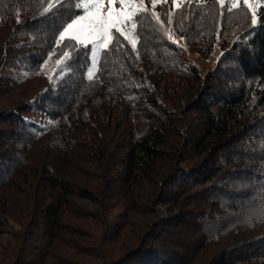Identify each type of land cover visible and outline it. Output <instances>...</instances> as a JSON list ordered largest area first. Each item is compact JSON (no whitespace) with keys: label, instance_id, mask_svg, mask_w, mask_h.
Listing matches in <instances>:
<instances>
[{"label":"trees","instance_id":"1","mask_svg":"<svg viewBox=\"0 0 264 264\" xmlns=\"http://www.w3.org/2000/svg\"><path fill=\"white\" fill-rule=\"evenodd\" d=\"M51 2L0 0V229L18 225L0 264H264V29L251 13L225 20L202 0L136 51L101 49L89 81L80 64L57 75ZM173 33L208 35L223 55L204 71Z\"/></svg>","mask_w":264,"mask_h":264},{"label":"snow or ice","instance_id":"2","mask_svg":"<svg viewBox=\"0 0 264 264\" xmlns=\"http://www.w3.org/2000/svg\"><path fill=\"white\" fill-rule=\"evenodd\" d=\"M206 2L218 4L225 20L235 9L242 8L244 12L251 13L252 29H264V11H258L264 7L261 0H227V5L225 0ZM117 3L119 8L115 6ZM157 3L167 5L168 0H151L152 10L145 6V0H52L43 8V14L58 31L51 53L59 52L62 58L56 62L62 65L57 75L66 68L71 69L73 65L80 64L86 69L89 81L98 80L96 73L99 71L98 53L101 49L105 55L117 52L127 41L131 49L136 51L138 39H142L143 33L152 30L153 24L157 26L156 30L168 34L172 29L166 25L174 24V16L202 6V0H187L186 4L183 0H172V8L161 14L155 11ZM168 40L177 43L171 35H168ZM177 46L182 47L179 44ZM260 192L264 193V187L260 188Z\"/></svg>","mask_w":264,"mask_h":264},{"label":"rangeland","instance_id":"3","mask_svg":"<svg viewBox=\"0 0 264 264\" xmlns=\"http://www.w3.org/2000/svg\"><path fill=\"white\" fill-rule=\"evenodd\" d=\"M115 6L117 8L120 7L118 3ZM172 38L176 39L178 43L182 45L181 48H182L185 59L189 62L193 61L194 63H197L198 65H200V68L203 69L204 71L216 65L223 51V48H224L221 41H219L220 43L216 45L215 47L207 48L206 40L208 38V35H203L198 40H193V39H188L185 34L181 35L179 33H173ZM99 55L100 53H98V56ZM174 82L183 83L182 80L180 81L176 80ZM122 209H124V206L121 207V211ZM7 220H9V222L5 220L6 223L3 224L0 229V239L1 240L3 239L4 242H6L7 238L9 237V233L12 232V229L18 226L16 223H14L13 219H7ZM257 261L259 262L264 261V257H258ZM197 264H202V260L199 261ZM232 264H249V263L233 262Z\"/></svg>","mask_w":264,"mask_h":264}]
</instances>
